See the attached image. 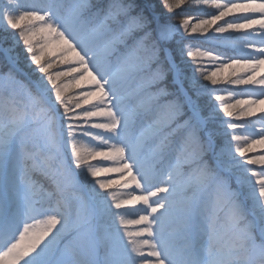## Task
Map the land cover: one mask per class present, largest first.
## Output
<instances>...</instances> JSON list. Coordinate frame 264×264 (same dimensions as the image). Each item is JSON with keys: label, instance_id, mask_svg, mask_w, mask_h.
<instances>
[{"label": "snow or ice", "instance_id": "snow-or-ice-1", "mask_svg": "<svg viewBox=\"0 0 264 264\" xmlns=\"http://www.w3.org/2000/svg\"><path fill=\"white\" fill-rule=\"evenodd\" d=\"M196 2L0 0L40 74L0 64V264H264V0Z\"/></svg>", "mask_w": 264, "mask_h": 264}, {"label": "rangeland", "instance_id": "rangeland-1", "mask_svg": "<svg viewBox=\"0 0 264 264\" xmlns=\"http://www.w3.org/2000/svg\"><path fill=\"white\" fill-rule=\"evenodd\" d=\"M189 1L193 5H202V4L197 3L196 0H189ZM237 14H239V13H237ZM237 14H235V15H237ZM197 21H198L197 19H194L192 22L194 24ZM208 35H212V33H209ZM225 35H227V34H225ZM233 35H238V34H233ZM194 36L195 37H200L199 40L202 39V41H203V38L200 36L199 33H195V34H191L190 36H186L185 39L186 40H189V41L190 40H194L192 38ZM0 45L2 47H4V48H8L9 49L13 60L16 61L18 63V66L22 69L21 77L20 78L22 80L23 79L22 76H23L24 77V80H25V81L22 80V82L25 83V84H27V85H31L40 74L38 72H35V73L31 72V69L33 67H35V66L34 65H31V62H30V54L27 53L26 46L23 45V42L19 39L18 32L14 34L13 30L6 29V27H4L3 25H0ZM196 48H193L192 51H195ZM25 58L28 60L27 61L26 68L24 66V63H25L24 60H25ZM196 59L199 62V64H201L202 68L205 71H209L210 70V66H209L207 60H205L203 58H199V57H197ZM67 67H68V65H59L58 68H53L51 71L56 72V71H58L60 69L67 70ZM200 83H201V85L207 84L208 87H210V88L212 87L210 85V82H200ZM232 89L235 90V89H238V88L236 86H232ZM74 91H79V89H76ZM0 95H2V93H0ZM8 95L12 99H14V100L16 99L15 102L22 109L25 106H28V112H29V115L30 116L35 115L37 117H40V115H41L40 106H38V105H32L31 102H30V100H29V97L23 92V90L18 89L15 93L9 92ZM204 95H208V94H207V92L202 91L201 99L203 98ZM218 103L219 102L214 101L211 97L208 99L207 102H205L206 106H209V107H211L213 105H218ZM213 111H217L218 112V108H213ZM218 117L219 118H223V119H228L227 117H223V113L222 112H218ZM94 143H98V142H91V143H89V139L88 138H84L81 141L82 146L85 147V148L90 147ZM258 151H259V149H257V152ZM52 163L55 166L56 162L53 161ZM92 163L106 165V166H109V167L116 166L115 162H113V161H107V162H103V161H93ZM256 167L259 168V165H257ZM102 178H104V177H102ZM111 178H118V177L116 176V174H111ZM82 179H83V177H81V180ZM40 184L42 186H44L42 184V182H40ZM49 187L52 188L53 191L55 190V186L52 185L50 181L48 183V187L46 186V188L48 190H51ZM130 191H131V189H124L120 185H116L112 189L108 190V194L109 195H115L117 198H126L127 195H128V193ZM87 195H88L87 189L83 185L79 186L76 189H69V191L67 193V197H68L67 202L69 204H74V202L76 201V199L78 197H80V196H87ZM39 198H40V195L38 194L37 195V199H39ZM129 207H131V206H129ZM136 207L138 208L140 206L137 205ZM220 215L222 216L223 213H221ZM130 218H132V216L126 217V219H130ZM130 227L135 228L136 226H130ZM228 239H229L228 233L225 232L223 234V236H222V240H223V242L226 243V242H228Z\"/></svg>", "mask_w": 264, "mask_h": 264}, {"label": "trees", "instance_id": "trees-1", "mask_svg": "<svg viewBox=\"0 0 264 264\" xmlns=\"http://www.w3.org/2000/svg\"><path fill=\"white\" fill-rule=\"evenodd\" d=\"M178 11H180L182 13V15L180 17H175L173 19L172 22L174 24L177 23V22H179L180 19L184 18V14L185 13H188L189 14L190 19H197L198 20V18H206V15L205 14L206 13H211V12L215 11V9H211L207 5L206 6H203V5H193L189 0H186V6L185 5H182L181 9L178 10ZM237 15H240V14H237ZM230 18H232V17H230ZM187 41H188V43L186 44V51L189 48L192 50L193 48L199 47L200 44L204 43V40L202 41V39L199 40V41H196V40H190V41L187 40ZM206 46H211V45L208 44ZM185 59L187 61V63L185 64V68H186L189 76H191L193 74V71L192 70L194 68H196L197 66H199V67L202 68L201 64H199V62L197 61L196 58L193 59L192 57H187L186 56ZM27 61L28 60L25 58V60H24V62H25L24 63L25 68H26V65H27ZM6 62H8L7 59H6V57L0 52V64L6 63ZM196 77H197V80L199 82H203L202 79H201V77H200V75H199V73H196ZM216 87L219 88V87H225V86H216ZM208 88H210V87H208ZM205 92H207V91H205ZM209 98H210L209 95H204L203 98L201 99V103L204 104V105H206L205 102H207ZM37 178H39V181L42 182L43 185H45V186L47 185L46 179H44L43 177H40V176H38Z\"/></svg>", "mask_w": 264, "mask_h": 264}, {"label": "bare ground", "instance_id": "bare-ground-1", "mask_svg": "<svg viewBox=\"0 0 264 264\" xmlns=\"http://www.w3.org/2000/svg\"><path fill=\"white\" fill-rule=\"evenodd\" d=\"M5 51H6V53L7 54H9L8 56H10V58L13 60V58H12V56H11V53H10V51H9V49L8 48H5ZM14 61V60H13ZM16 100V99H15ZM221 213H223V212H221ZM220 213V214H221ZM224 216V213H223V215L221 216V217H223Z\"/></svg>", "mask_w": 264, "mask_h": 264}, {"label": "water", "instance_id": "water-1", "mask_svg": "<svg viewBox=\"0 0 264 264\" xmlns=\"http://www.w3.org/2000/svg\"><path fill=\"white\" fill-rule=\"evenodd\" d=\"M0 50L3 51V50L1 49V47H0Z\"/></svg>", "mask_w": 264, "mask_h": 264}]
</instances>
